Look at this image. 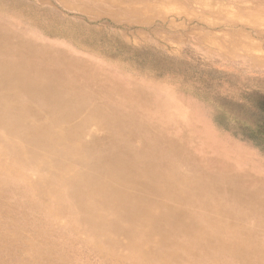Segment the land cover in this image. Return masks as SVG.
<instances>
[{
  "label": "rangeland",
  "instance_id": "obj_1",
  "mask_svg": "<svg viewBox=\"0 0 264 264\" xmlns=\"http://www.w3.org/2000/svg\"><path fill=\"white\" fill-rule=\"evenodd\" d=\"M1 1L34 16L0 10L10 31L0 35V80L38 89L45 105L76 118L44 121L52 132L79 121L85 141H127L145 176L177 181L173 202L195 233L178 228L171 239L197 251L195 264H264V0ZM3 135L0 264H143L85 231L73 199L90 190L64 189L58 210L25 173L7 171L4 159L22 161L34 148L6 158L13 143Z\"/></svg>",
  "mask_w": 264,
  "mask_h": 264
},
{
  "label": "bare ground",
  "instance_id": "obj_2",
  "mask_svg": "<svg viewBox=\"0 0 264 264\" xmlns=\"http://www.w3.org/2000/svg\"><path fill=\"white\" fill-rule=\"evenodd\" d=\"M16 6L0 0V10L7 12L5 17L22 21L33 18L34 14L23 6L20 7L22 13L15 12L18 9ZM9 33L7 28L0 27L1 36ZM14 46L18 47L16 44ZM6 78L0 80V131L13 143V147L5 149L3 156H17L23 144L34 148L31 156L22 161L10 163L9 158L8 161L4 159L2 164L7 171L25 173L22 176L33 181V190L40 195L47 192L58 210L67 207V203L56 198L64 189L67 192L78 187L90 190L91 194L84 193L73 199L79 205L77 218L85 221L83 228L86 232L96 233L114 251L126 250L135 262L200 263L194 259L197 252H194V248L184 246L182 240L175 242V239H171L178 228L180 234L195 233L190 227V216L182 211L183 205L176 200L173 202L178 199V187H173L177 181L157 174L145 176L143 169L134 162L138 147L127 141L124 144L120 139L85 141L79 121L72 131L52 132L53 125L61 123L72 126L76 118L68 111L55 112L54 106L45 105V97L40 95L42 93L38 89L25 94L22 86L16 88L13 79ZM16 97H20L21 102L15 101ZM89 100L97 101L93 96ZM95 113L98 121L104 122L105 117L99 112ZM49 119L53 120L50 123L52 126L44 123ZM26 170L31 173H26ZM96 182H101V185L94 186ZM178 195L182 198V195ZM186 201L190 203L188 199ZM122 223L126 226H122ZM153 229L159 233L151 237ZM204 240L205 236L200 241ZM157 242L162 245L155 253L154 245ZM174 247L182 253L167 257L162 255L163 251L169 252ZM249 253L246 252V255L249 256Z\"/></svg>",
  "mask_w": 264,
  "mask_h": 264
}]
</instances>
